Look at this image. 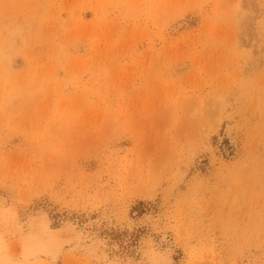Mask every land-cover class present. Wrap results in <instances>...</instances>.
<instances>
[{
	"label": "rangeland",
	"instance_id": "1",
	"mask_svg": "<svg viewBox=\"0 0 264 264\" xmlns=\"http://www.w3.org/2000/svg\"><path fill=\"white\" fill-rule=\"evenodd\" d=\"M0 264H264V0H0Z\"/></svg>",
	"mask_w": 264,
	"mask_h": 264
}]
</instances>
